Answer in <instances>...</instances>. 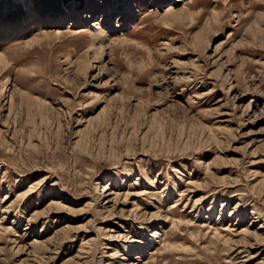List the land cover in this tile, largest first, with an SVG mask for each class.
<instances>
[{
    "label": "rangeland",
    "instance_id": "rangeland-1",
    "mask_svg": "<svg viewBox=\"0 0 264 264\" xmlns=\"http://www.w3.org/2000/svg\"><path fill=\"white\" fill-rule=\"evenodd\" d=\"M263 263L264 0H0V264Z\"/></svg>",
    "mask_w": 264,
    "mask_h": 264
},
{
    "label": "bare ground",
    "instance_id": "bare-ground-1",
    "mask_svg": "<svg viewBox=\"0 0 264 264\" xmlns=\"http://www.w3.org/2000/svg\"><path fill=\"white\" fill-rule=\"evenodd\" d=\"M168 14L170 15V16H174L175 14H176V12H174V10H172V9H170V11L168 12ZM107 194L109 195V194H113V192H107ZM111 196V195H110ZM257 235V234H256ZM257 237V240H262L261 239V237L259 236V235H257L256 236ZM249 242H247V244H248ZM126 260V257H124L123 258V261H125ZM128 262H130V260H128ZM264 264V263H263Z\"/></svg>",
    "mask_w": 264,
    "mask_h": 264
}]
</instances>
